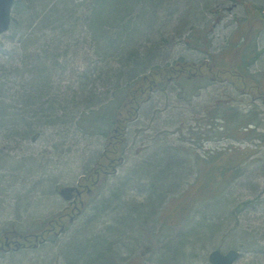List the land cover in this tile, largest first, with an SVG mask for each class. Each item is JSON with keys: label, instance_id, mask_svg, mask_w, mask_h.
<instances>
[{"label": "rangeland", "instance_id": "obj_1", "mask_svg": "<svg viewBox=\"0 0 264 264\" xmlns=\"http://www.w3.org/2000/svg\"><path fill=\"white\" fill-rule=\"evenodd\" d=\"M158 16L159 21L155 22L158 26L153 28L165 29L166 41L147 34L150 42L143 41L141 51L146 56L152 51L158 55L149 58L148 67L129 82H121L120 87L133 86L131 89H134L138 86L135 79L155 67L178 61L198 63L202 59L220 58L222 51L228 48L233 50L224 56L228 55L225 61L231 64L241 60L250 45H255L256 51L261 53L249 65V72L260 74L264 70V0H162ZM149 20L145 13H140L143 24L149 25ZM196 41L202 44L197 46ZM86 52L81 51V60L73 64L76 75L85 67L84 53L87 58L93 55L91 49ZM60 61L62 63V59ZM202 70L209 73L206 67ZM184 77L158 78L161 81L151 91L150 98L136 109L137 116L123 122L126 126L123 142L118 146L122 156L119 165L103 182L99 177L102 183L91 193L82 213L68 223L67 229L36 248L0 251V264H68L67 253L74 254L70 246L94 236L104 237L105 241L113 238L116 251L111 248V251L101 252L95 248L96 255L90 253L92 257L89 260L85 257L79 264H92L90 260H95L94 264H209L208 253L216 247L222 251L232 247L239 249L240 256L235 264H264V224H261L264 217V144L253 157L258 160L247 165V174L226 188L217 201L182 210L190 204L184 190L196 173V168H192L196 156H205L229 145L256 150V140L247 136L241 139L243 134L234 129L238 113L229 118L223 113L215 117L208 108L224 101L245 112L253 104L260 122L264 123V99H253L227 80L213 81L206 77L201 84L189 86L184 83ZM97 90L105 94L108 91L106 88ZM129 96L128 90L124 99L113 97L100 108H97L100 104L91 106L86 120L93 131L85 125L67 126L62 120L38 125L30 135L19 134L16 128H0V236L12 228L22 233L40 230L67 205L57 187L74 184L92 166L96 171V161L106 163L103 152L108 148L107 142L112 147L123 135H119L118 128L106 135L116 123L108 125ZM223 126L233 129L236 135L225 132ZM97 129H104L105 133ZM257 130L264 132V126L260 124ZM175 148L179 149L178 154ZM164 158L175 161L172 163L182 179L177 186L157 181L156 192L162 196L153 203L156 196L147 191V186ZM158 162L161 163L158 165ZM180 192H184L180 200L172 197ZM241 201H245V205L235 211L234 206ZM214 204L224 207L223 220L220 218L219 222L228 224L224 229L227 231L212 233L208 241L194 242L202 236L193 237L192 227L207 219L209 206ZM131 212L137 218L127 219L126 225L135 228L129 229L127 236L121 237L123 243H119L120 236L110 235L109 229L118 225L116 218L129 217ZM139 220L143 225L140 226ZM233 222L236 228L231 226ZM198 231L204 235L206 228L201 226ZM181 233L186 242L180 251L174 242L179 241ZM244 233L248 235L241 239L240 234ZM255 242L261 246L256 248ZM168 251L173 254L180 251V255L167 261L162 255Z\"/></svg>", "mask_w": 264, "mask_h": 264}, {"label": "trees", "instance_id": "obj_2", "mask_svg": "<svg viewBox=\"0 0 264 264\" xmlns=\"http://www.w3.org/2000/svg\"><path fill=\"white\" fill-rule=\"evenodd\" d=\"M161 4L162 0H16L11 30L0 38V128L9 130L16 128L17 133L30 135L38 125H50L59 120L67 126H72L74 123L78 127L85 125L90 128L86 116L91 106L100 104L97 107L100 108L113 97L122 96L124 99L129 90L128 98H132L133 103L130 105L129 102L126 107L121 106L117 109L119 113L117 112L111 122V124L116 122L122 134L125 127L123 122L134 118L137 105L145 100L149 82L155 83L151 84L154 88L160 83L161 78L167 76L177 78L185 75L184 83L189 86L201 84L206 78L205 75H201L205 74L201 68L205 67L208 74L213 75L215 79L233 82L253 99L258 97L264 99V70L260 74L249 72V65L261 53L256 51L255 45L247 47L242 59H237L231 64L225 61L228 55L224 56V53L233 50L228 48L222 51L220 58L209 59L210 62L202 59L198 63L178 61L172 65L158 66L150 70L151 73L146 74L150 76L147 78L149 80L146 81L147 83L141 75L135 79L134 82L137 81L138 86L134 89H131L133 86L129 89L128 86L120 87L121 82L124 80L129 82L136 78L141 70L148 67L149 58L158 55L152 51L146 56V53L143 54L141 51L143 41L148 42L147 34L152 33V38L156 35L166 41L167 31L163 28H153L154 25L158 26L156 23L159 21L158 10ZM140 13H145L150 18L149 25L140 21ZM156 36L155 39L158 38ZM195 44L198 46L202 43L196 41ZM89 49L92 50L93 55L87 58L85 53ZM81 51L85 52V58L82 60L85 67L80 68L76 75L73 64L81 60ZM191 70L195 71V77H188ZM96 85L97 87H93ZM98 88H106L108 91L105 94L97 90ZM251 106L244 112L221 101L208 108L215 117L223 113L229 118L238 113V123L234 129L243 134L241 139H246L247 136L248 139L256 140V150L229 145L205 156H196L192 166L193 169L196 168V173L192 181L187 182L184 190L187 192L186 201L189 200L190 204L182 210L217 201L226 188L247 174V165L258 160L253 157L259 153L260 145L264 144V132L257 129L260 124L264 126V123L260 122L254 105ZM223 128L225 132L235 134L232 132L233 129L224 126ZM90 130L93 131L91 128ZM97 131L103 133L104 129ZM119 139H122V136ZM117 150V147H112L111 151L114 154ZM174 152L178 154L179 149L175 148ZM163 160L162 165L155 171L150 185L147 186V191L153 192L156 196L155 200L152 199L153 203H157L162 196L160 192H156L157 181H161L166 186H177L178 180L182 179L180 173L176 171V165L172 163L175 161L170 158ZM184 192L177 193L176 196L173 194L172 197L180 200ZM244 202L241 201L234 206L235 211L242 208ZM215 205L217 204L209 206L207 219L196 222L192 227L193 237L202 236L200 240L194 239V242L208 241L212 233L227 231L224 229L228 224L224 221L219 222L224 207ZM134 217L137 218L131 212L129 217L116 218L118 225L111 227L112 230L109 229L110 235L120 236L119 243H123L121 237L127 236L129 229L134 230L135 227L128 228L126 225L127 219ZM261 220H263L261 224H264V217ZM139 221L140 226L143 225V222ZM234 221H236L235 217ZM201 226L206 228L204 235L198 231ZM231 226L236 228L235 222L231 223ZM240 235L242 239L248 234ZM94 237L70 246L74 254L67 253L68 264L82 263V259L87 256L89 260L92 257L90 253L96 255L95 248L105 252V250L111 251V248L115 250L117 247L113 238L105 241L104 237ZM97 239L100 240L96 241ZM185 242L186 239L181 233L179 241L174 242V246L177 245L181 251ZM255 245L256 248L261 246L256 242ZM79 251L85 254L76 255L75 252ZM180 251L176 254L168 251L162 256L167 261H171L179 257Z\"/></svg>", "mask_w": 264, "mask_h": 264}, {"label": "flooded vegetation", "instance_id": "obj_3", "mask_svg": "<svg viewBox=\"0 0 264 264\" xmlns=\"http://www.w3.org/2000/svg\"><path fill=\"white\" fill-rule=\"evenodd\" d=\"M111 164V163H110ZM98 181V175L94 177L90 175L85 178L83 182L79 183L80 194L77 195L74 200L69 201L66 206L61 208V211L56 216L47 220V222L41 227V229H35L33 232L22 233L17 232L14 229H8L0 236V251L11 252L21 249L36 248L39 245L46 243L48 238L52 235H59L67 229L68 223H71L76 218V211L79 207H84L87 198L95 188V184ZM43 223V221H42ZM36 235H38L36 237ZM39 235H43L41 240ZM8 245H5V243ZM18 246V247H17ZM91 261V260H90Z\"/></svg>", "mask_w": 264, "mask_h": 264}, {"label": "water", "instance_id": "obj_4", "mask_svg": "<svg viewBox=\"0 0 264 264\" xmlns=\"http://www.w3.org/2000/svg\"><path fill=\"white\" fill-rule=\"evenodd\" d=\"M14 0H0V34L8 31L11 21V7ZM73 187L65 186L60 189V194L65 198L71 197ZM238 251L230 249L226 253L221 252L219 249H214L209 253V261L211 264H231L237 257Z\"/></svg>", "mask_w": 264, "mask_h": 264}]
</instances>
